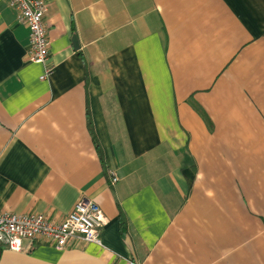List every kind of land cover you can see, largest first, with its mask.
I'll use <instances>...</instances> for the list:
<instances>
[{
    "label": "crops",
    "instance_id": "0c3cea01",
    "mask_svg": "<svg viewBox=\"0 0 264 264\" xmlns=\"http://www.w3.org/2000/svg\"><path fill=\"white\" fill-rule=\"evenodd\" d=\"M11 1L0 214L86 200L107 224L103 248L24 242L0 264H264V0H42L47 81Z\"/></svg>",
    "mask_w": 264,
    "mask_h": 264
},
{
    "label": "built area",
    "instance_id": "2783aa9c",
    "mask_svg": "<svg viewBox=\"0 0 264 264\" xmlns=\"http://www.w3.org/2000/svg\"><path fill=\"white\" fill-rule=\"evenodd\" d=\"M10 6L17 12V20L28 30V61L44 66L41 81H47L51 68L46 62L50 41L45 18L48 6L42 0H12ZM117 182L116 178L112 183ZM107 224L102 210L93 201L82 200L59 222L44 215L0 214V248L24 251L23 243L46 245L57 251L74 243L94 244L103 248L100 233Z\"/></svg>",
    "mask_w": 264,
    "mask_h": 264
},
{
    "label": "trees",
    "instance_id": "16d2710c",
    "mask_svg": "<svg viewBox=\"0 0 264 264\" xmlns=\"http://www.w3.org/2000/svg\"><path fill=\"white\" fill-rule=\"evenodd\" d=\"M89 131L91 132V135H92V137H93V141H94V143H95V145H96L97 150L100 151V150H99V146L96 144L95 137L93 136L94 131H93V128H92V125H91V124H89ZM123 228H124V224H123ZM37 245H38V244H37Z\"/></svg>",
    "mask_w": 264,
    "mask_h": 264
},
{
    "label": "water",
    "instance_id": "95a60500",
    "mask_svg": "<svg viewBox=\"0 0 264 264\" xmlns=\"http://www.w3.org/2000/svg\"><path fill=\"white\" fill-rule=\"evenodd\" d=\"M72 42H73L74 45H76V47H77V43H76V39H75V38L72 39Z\"/></svg>",
    "mask_w": 264,
    "mask_h": 264
}]
</instances>
